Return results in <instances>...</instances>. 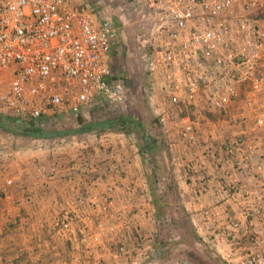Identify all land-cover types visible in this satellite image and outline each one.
Returning a JSON list of instances; mask_svg holds the SVG:
<instances>
[{
  "label": "built area",
  "instance_id": "built-area-1",
  "mask_svg": "<svg viewBox=\"0 0 264 264\" xmlns=\"http://www.w3.org/2000/svg\"><path fill=\"white\" fill-rule=\"evenodd\" d=\"M130 2V8L152 28L156 46L147 73L158 77L160 90L170 92L175 105L185 103L195 109L205 105L210 114L231 117L230 112L242 104L259 132L264 157V0ZM99 4L69 7L67 0H0V118L43 128V120L52 121L56 114L79 120L92 103L103 107L127 101L125 81L113 74L110 60L117 29L108 15H100ZM155 87L150 84L149 94ZM158 124L177 128L189 143L198 140L189 116L171 119L162 114ZM245 137L236 136L222 150L234 159L244 149ZM39 143L37 148L44 150ZM80 143L83 158L84 149L100 152L99 167L87 164L82 186L73 188L89 212L77 211L78 229L68 212L55 226L62 235L77 236L90 257L99 250L107 252L102 250L107 240L124 238L109 251L112 263L145 264L143 251L155 248L154 237L135 229L152 214L135 200L141 188L130 177L131 162L115 160L108 144L91 146L86 139ZM34 162L38 178L53 181L60 175L58 167ZM201 167L192 169L199 174ZM14 185L12 176L0 180V197L10 200ZM206 188L203 185L202 191ZM254 193H245L248 199L243 200L247 219L261 208ZM232 225L239 227L238 222ZM248 259L245 264H264V251Z\"/></svg>",
  "mask_w": 264,
  "mask_h": 264
},
{
  "label": "crops",
  "instance_id": "crops-1",
  "mask_svg": "<svg viewBox=\"0 0 264 264\" xmlns=\"http://www.w3.org/2000/svg\"><path fill=\"white\" fill-rule=\"evenodd\" d=\"M67 2L72 7L71 0ZM99 3L100 15H108L103 10L102 2ZM153 78L156 89L149 94L147 88L151 83L148 78L146 90H142V105L139 103L141 98L137 97L140 93L138 89H142L141 84L136 83L138 79L129 83L132 87L127 85V101L114 104L120 116L114 117L110 126H97L89 130L90 133L81 131L78 123L79 128L67 127L63 131L54 129L62 133L58 136L2 140L5 141V148H0V180L12 176L15 185L10 200L0 197V264H113L109 251L114 250L115 245L123 242L124 238L107 240L102 250H109H99L95 252V257H90L77 236L74 235L72 239V235H62L55 226L57 219L68 212L74 219V229H78L77 211L89 212L87 203L80 204L79 196L73 190L82 184L84 179L81 173L87 164L99 167L96 159L100 157L98 150L92 154L89 148L84 149L86 157L83 158L80 141L85 139L91 146L108 144L112 147L115 160L131 162L130 177L142 189L135 194V200L152 214V219L140 223L135 231L139 228L137 232L151 233L154 247L157 218L148 177L152 173L155 158L161 161L167 179L175 184L180 202L198 236L208 243L211 250L214 249L228 264H245L249 256L264 251V157L252 116L242 104L230 112L231 117L216 111L210 114L202 107L205 105L189 112L187 104L175 105L171 93L160 90L158 77L153 75ZM93 110L105 109L98 103H92L86 109V114L90 115L89 112ZM126 110L129 112L124 113ZM198 113L201 115L199 120L191 116H197ZM162 114L169 115L171 119L189 116L196 125L197 142L192 144L183 140L179 130L170 124L167 127L159 125L158 117ZM70 118L68 114H56L52 121L45 119L41 124L46 129V121L59 125L58 121L64 124ZM104 120L108 119L99 121ZM140 129L148 131L155 144L143 149L137 135ZM240 134L246 136L245 147L231 159L222 150L223 145ZM41 141V149L44 150L37 148ZM210 149L211 154L208 153ZM246 156H249L248 161L244 160ZM34 160L48 168L58 167L60 175L53 181L38 178ZM238 161L244 163L241 168L236 167ZM199 164L203 171L197 174L192 168ZM203 185H207L205 191H202ZM232 186H236L234 191ZM253 191L261 208L256 216L247 219L243 200L248 199L245 193ZM141 192H144L143 196H140ZM234 222L239 223L236 229L232 225ZM152 249L143 251L145 264L159 255L155 248Z\"/></svg>",
  "mask_w": 264,
  "mask_h": 264
},
{
  "label": "rangeland",
  "instance_id": "rangeland-1",
  "mask_svg": "<svg viewBox=\"0 0 264 264\" xmlns=\"http://www.w3.org/2000/svg\"><path fill=\"white\" fill-rule=\"evenodd\" d=\"M100 1L103 4V10H106L108 16L113 20V22L115 23V27L117 29V38L116 40H114L112 45L113 61L111 67L113 74L117 76L122 75L120 77L124 79L126 87L127 85L131 86L130 84L132 81L136 82L135 79L137 78L138 80L136 83L141 84V88H142L141 90L138 88L137 89L142 94V90L144 88L146 90L147 83H149V80L150 83H153L155 81L153 76H149V74H146L147 63L155 55V52H153V55L149 54L150 53L148 52L149 45H151V47L153 44L156 46L153 39L152 28H150V23L146 21L143 16L138 15L133 11V9L130 8L131 0H71L72 6L86 5L89 3H97ZM239 10L240 7L237 8V12H239ZM145 41H148L147 45H145L146 44ZM152 49H154V47L151 48V50ZM140 93L137 97L141 98V101H139V103L140 105H142L144 103V98H143L144 95L143 94L140 95ZM103 108L105 110L96 111V112L95 110L90 111L89 112L90 115L86 114L83 120L86 123L91 124L99 120L114 119V117L120 116L118 107L114 105L103 106ZM128 112L126 110V112L124 113H128ZM191 116L198 117L196 118L197 120H199L201 117L199 113L197 114V116L195 115H191ZM202 116L205 117V114H202ZM57 123H59V125H56V123H50L49 121H46L45 126L47 128L45 130L50 131V130L58 129L60 131H63L66 130L67 127L71 128L75 126L76 128H79L78 123L80 122L78 121V119L70 118L68 123L62 124L59 121ZM20 126H23V124H20ZM91 131L88 132L92 133ZM31 138L32 137L30 136L21 135L18 134V132H15V126H11V125L2 126L0 124V148L1 147L5 148V141L2 142V140L14 141L17 139L21 140V139H31ZM177 196L180 199V196L178 194ZM204 244L207 245L208 243L204 242ZM188 250L189 248L183 245H178L176 243L169 244L166 248L165 247L159 248L158 257H152L150 260H148V264H158V262L160 264L161 260L164 257L175 258V256L173 255L184 253V251H188ZM173 264H190V263L188 262V260L183 259L182 261H178V263H176L175 261L173 262Z\"/></svg>",
  "mask_w": 264,
  "mask_h": 264
},
{
  "label": "trees",
  "instance_id": "trees-1",
  "mask_svg": "<svg viewBox=\"0 0 264 264\" xmlns=\"http://www.w3.org/2000/svg\"><path fill=\"white\" fill-rule=\"evenodd\" d=\"M151 48H153V45L152 47L149 45L148 52H150V55H153L154 50H151ZM146 74L148 73L146 72ZM188 110L191 112L195 109L189 104ZM78 121L80 122L81 131H89L97 126L101 128L112 124V119L104 120L103 122L96 121L91 124L86 123L81 118ZM0 124L2 126H15V132L32 137L30 140L62 135V133L54 130L47 131L44 128H38L33 123L20 126L17 121L0 118ZM137 135L142 141L143 149L155 144L148 131L140 129ZM152 164V173L148 177V183L154 196V212L157 218L155 250L158 251L159 248H166L169 244L175 243L189 248L184 253L173 255L175 256V258L173 257L174 259L164 257L160 264H173L175 261L178 263V261H182L183 259L188 260L190 264H228L217 252L205 245L204 241L198 236L177 196L175 184L171 180H168L165 175L161 161H156L154 158Z\"/></svg>",
  "mask_w": 264,
  "mask_h": 264
}]
</instances>
